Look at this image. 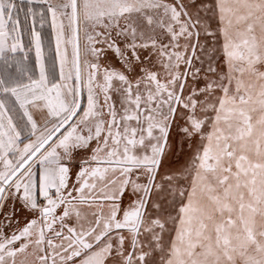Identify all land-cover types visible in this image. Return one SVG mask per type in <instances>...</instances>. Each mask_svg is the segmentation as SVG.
<instances>
[{"label":"snow or ice","instance_id":"snow-or-ice-1","mask_svg":"<svg viewBox=\"0 0 264 264\" xmlns=\"http://www.w3.org/2000/svg\"><path fill=\"white\" fill-rule=\"evenodd\" d=\"M0 264H264V0H0Z\"/></svg>","mask_w":264,"mask_h":264},{"label":"crops","instance_id":"crops-1","mask_svg":"<svg viewBox=\"0 0 264 264\" xmlns=\"http://www.w3.org/2000/svg\"><path fill=\"white\" fill-rule=\"evenodd\" d=\"M21 19H22V21H23V13H21Z\"/></svg>","mask_w":264,"mask_h":264},{"label":"flooded vegetation","instance_id":"flooded-vegetation-1","mask_svg":"<svg viewBox=\"0 0 264 264\" xmlns=\"http://www.w3.org/2000/svg\"><path fill=\"white\" fill-rule=\"evenodd\" d=\"M217 59H219V56H217Z\"/></svg>","mask_w":264,"mask_h":264}]
</instances>
